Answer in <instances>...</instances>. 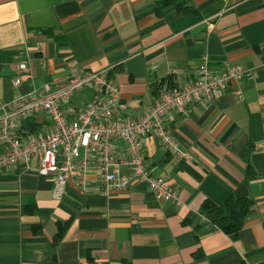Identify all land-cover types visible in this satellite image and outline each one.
I'll return each mask as SVG.
<instances>
[{"label": "crops", "instance_id": "1", "mask_svg": "<svg viewBox=\"0 0 264 264\" xmlns=\"http://www.w3.org/2000/svg\"><path fill=\"white\" fill-rule=\"evenodd\" d=\"M160 1L0 0V105L64 82L76 66L109 70L120 115L137 120L161 90L193 81L202 57L215 72L251 74L217 100L169 116L166 127L187 158L156 138L144 141L149 171L169 180L180 205L157 201L142 183L103 196L97 167L84 188L72 177L61 200L54 181L33 169L0 171V264H264V0H175L158 12ZM19 53L29 76L15 88ZM91 96L76 92L67 116ZM51 129L45 114L17 127ZM231 197L253 201L237 237L200 214L205 201Z\"/></svg>", "mask_w": 264, "mask_h": 264}, {"label": "built area", "instance_id": "2", "mask_svg": "<svg viewBox=\"0 0 264 264\" xmlns=\"http://www.w3.org/2000/svg\"><path fill=\"white\" fill-rule=\"evenodd\" d=\"M195 79L180 88L161 90L137 120L119 113L120 90L109 70L82 71L69 66L64 82L35 86L26 95H17L0 105V171L13 166L33 169L55 183L54 197L61 200L69 180L78 179L85 187L92 167L98 169L103 196L145 184L160 202L180 205L177 189L164 176L153 174L146 164L144 141L156 138L169 153L180 158L187 154L179 147L167 126L172 114L185 115L189 106L220 98L230 83L251 77L250 72L232 67L222 72L211 69L202 57ZM12 85L17 88L29 76V65L19 53ZM90 90L91 98L76 112L66 114V107L76 92ZM241 100L242 90L235 92ZM45 114L52 129L38 133H18V123ZM129 171L128 174L123 172Z\"/></svg>", "mask_w": 264, "mask_h": 264}, {"label": "trees", "instance_id": "3", "mask_svg": "<svg viewBox=\"0 0 264 264\" xmlns=\"http://www.w3.org/2000/svg\"><path fill=\"white\" fill-rule=\"evenodd\" d=\"M175 0H161L158 3L157 11L171 5ZM187 9L179 6V11ZM253 206V201L247 198L231 197L223 204L218 205L211 201H205L201 208L200 214L209 220V223L214 225L227 235L237 237L245 225V221ZM58 233L55 237V242L61 241L70 226V222L58 223ZM35 233L39 232L38 228L34 229ZM201 255H196L195 259H200Z\"/></svg>", "mask_w": 264, "mask_h": 264}]
</instances>
